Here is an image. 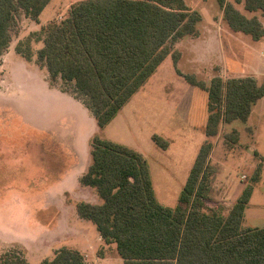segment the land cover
Returning a JSON list of instances; mask_svg holds the SVG:
<instances>
[{
    "label": "trees",
    "instance_id": "16d2710c",
    "mask_svg": "<svg viewBox=\"0 0 264 264\" xmlns=\"http://www.w3.org/2000/svg\"><path fill=\"white\" fill-rule=\"evenodd\" d=\"M50 1L0 0V57L9 49L21 15L38 23ZM242 2L247 12L264 16V0ZM218 3L231 31L254 41L264 38L257 16L247 17L231 2ZM200 21L201 15L183 0H80L62 20L19 41L14 51L45 68L49 87L61 84L60 91L85 107L102 129L169 56V43L196 35ZM38 42L42 46L33 50ZM171 57L178 75L207 92L206 137L216 136L222 123L246 122L252 106L264 97V81L214 77L207 84L179 71L180 52ZM152 140L163 149L168 146L157 135ZM225 140L236 144L238 132L232 130ZM90 147L91 163L80 183L95 189L102 202L81 201L77 213L95 225L105 244L115 245L123 264H264V227H242L261 164L224 217L204 212L212 184L211 143L201 145L174 208L157 202L147 161L139 152L98 134ZM0 264L31 263L22 253L7 251ZM40 264H84V257L61 248Z\"/></svg>",
    "mask_w": 264,
    "mask_h": 264
},
{
    "label": "rangeland",
    "instance_id": "374dc122",
    "mask_svg": "<svg viewBox=\"0 0 264 264\" xmlns=\"http://www.w3.org/2000/svg\"><path fill=\"white\" fill-rule=\"evenodd\" d=\"M78 1L51 0L39 15L40 23L59 21L54 18L58 14L64 17L70 5ZM183 1L201 15L196 35L169 43V56L98 135L143 155L157 202L170 208L178 205L194 160L206 142L212 144L208 158L212 184L205 213L225 217L244 187L252 184L257 166L263 163L242 227H264V114L258 120L251 118L257 125L253 143L246 123L235 120L220 124L216 136L199 144L205 138L207 93L191 88L176 73L171 57L172 52H180L179 71L194 74L207 84L218 76L223 80L252 77L262 83L264 39L254 41L240 32L223 36L229 27L218 0ZM225 1L251 16L244 10L242 0ZM255 14L264 26V16ZM41 28L35 29L33 21L21 15L10 44L12 49L9 47L0 57V255L7 251L22 253L29 263L40 264L52 259L59 249L68 248L80 252L84 264H123L115 245L98 240L92 222H76L77 203L94 191L81 193L75 189L76 193L71 194L58 190L63 165L79 161L82 167L87 159L90 165L91 138L87 144L82 141L90 126L66 100L49 95L52 88L60 91L61 84L49 87L45 68L35 64L34 59L27 64L15 53L19 41ZM202 33L207 51L196 42L202 39ZM41 46V42L32 44L33 50ZM232 130L238 132L239 140L231 145L225 136ZM153 135L169 146L163 149L156 145ZM95 196V203H101L96 191Z\"/></svg>",
    "mask_w": 264,
    "mask_h": 264
},
{
    "label": "crops",
    "instance_id": "0c3cea01",
    "mask_svg": "<svg viewBox=\"0 0 264 264\" xmlns=\"http://www.w3.org/2000/svg\"><path fill=\"white\" fill-rule=\"evenodd\" d=\"M239 10V9H238ZM245 10V9H244ZM240 11V10H239ZM246 11V10H245ZM67 12V11H66ZM247 12V11H246ZM259 12V11H257ZM243 13V12H242ZM251 14V16H247V17H252V16H257L255 14V12H248ZM66 14V13H65ZM244 14V13H243ZM261 14V13H260ZM245 15V14H244ZM65 17V16H64ZM64 17H62L60 14H58L56 16V18L54 19H58V20H62ZM257 18L259 19V17L257 16ZM260 21V20H259ZM51 22V21H49ZM47 22V23H49ZM33 23L35 24V29L36 27L38 26H45L46 24H41L40 21H39V18H38V23L33 21ZM262 24V23H261ZM228 27V26H227ZM264 27V26H263ZM204 34L202 33V39H198V44H200L202 47H203V50L204 51H207V47L205 49V43L206 42H202V40L204 39ZM233 36L235 34H233V31H231L229 28L223 33V36ZM264 39V38H263ZM201 40V41H200ZM181 41V40H180ZM179 41V42H180ZM201 42V43H200ZM199 46V45H197ZM12 49V46L10 47ZM220 48V52L222 51L223 49V46H219ZM264 52V51H263ZM223 55L224 54H221V57L223 58ZM224 59V58H223ZM27 63V62H26ZM29 64V63H27ZM218 77H222V76H218ZM236 77V76H234ZM233 77V78H234ZM223 78V77H222ZM227 78H231V77H227ZM239 78V77H237ZM224 79V78H223ZM191 88H193L194 86L190 85ZM51 89V88H50ZM49 95H52L53 97L57 98V99H61V100H66L72 107V109L74 110H77L79 112V115L82 119H84V121L86 123L89 124L90 126V129H88V131L85 130V133L83 134V139L82 141L86 142V144L88 143L89 139L94 135V134H101L104 129L108 126H105L104 128L102 129H99L96 125V122L94 120V118L89 114V112L87 111V109L85 107H83L79 102H77L72 96L68 95L67 93H63L55 88H52L51 90H49ZM207 93V92H206ZM264 114V97L259 99L251 108V111H250V114L248 116V119L246 122V129L249 128L251 130V142L253 143V141L255 142V132L257 130V125H253V122L251 121L254 116L255 118H258L260 116H262ZM254 119V118H253ZM255 120V119H254ZM111 123V122H110ZM208 139H212V137H206L199 141V144H201L203 141H208ZM199 144L197 146H199ZM169 146V145H168ZM134 150V149H133ZM136 151V150H135ZM138 152V151H137ZM194 152H196V147L194 149ZM141 154V153H140ZM142 155V154H141ZM143 156V155H142ZM146 160V159H145ZM87 165V166H86ZM85 166H82L80 165V162H75L74 164H71V165H63L61 171H60V176L58 177V182L60 183V187H59V192L62 191L63 193H65L66 191L69 192V193H76L75 192V189H79V192L81 193H85V192H91V191H94L92 195L89 196V198L85 197L83 199V202H87V203H91V204H97L95 203L96 202V196H95V190L91 187H87V186H83L81 185L80 183V178L82 177L83 174L86 173L87 171V168L89 167V162H88V159H87V164ZM65 166V167H64ZM262 168H263V163H262V167H261V175H262ZM78 191V190H77ZM61 192V193H62ZM71 193V194H72ZM76 196L78 194H75ZM85 195V194H84ZM79 196H81V194H79ZM91 197H95V198H91ZM100 204V203H99ZM77 217V223L79 225H85V223H87L85 219H82L80 218L79 216H76ZM98 235V240L101 242H103V240L101 239L99 233H97ZM114 245V244H113Z\"/></svg>",
    "mask_w": 264,
    "mask_h": 264
}]
</instances>
